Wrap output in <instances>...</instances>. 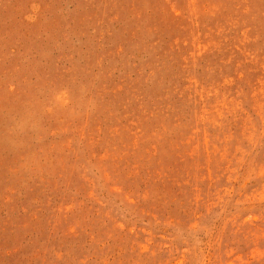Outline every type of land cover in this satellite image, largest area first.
Wrapping results in <instances>:
<instances>
[{
  "label": "rangeland",
  "instance_id": "rangeland-1",
  "mask_svg": "<svg viewBox=\"0 0 264 264\" xmlns=\"http://www.w3.org/2000/svg\"><path fill=\"white\" fill-rule=\"evenodd\" d=\"M0 264H264V0H0Z\"/></svg>",
  "mask_w": 264,
  "mask_h": 264
}]
</instances>
